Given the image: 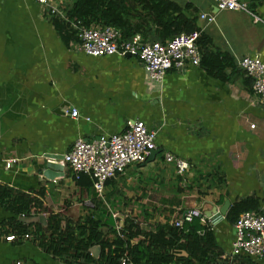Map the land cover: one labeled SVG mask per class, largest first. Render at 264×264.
Returning a JSON list of instances; mask_svg holds the SVG:
<instances>
[{"label": "crops", "instance_id": "1", "mask_svg": "<svg viewBox=\"0 0 264 264\" xmlns=\"http://www.w3.org/2000/svg\"><path fill=\"white\" fill-rule=\"evenodd\" d=\"M177 1L197 13L200 32L208 35L212 48L233 58L237 66L226 70V80L200 65L170 71L162 85H156L137 58L87 56L77 49L78 35L72 29L74 37L67 44L54 20L45 18L33 0H0L1 185L22 192L44 190L50 213L75 221L99 218L107 227L112 216L116 228L123 223L117 213L126 209L120 206V194L129 188L130 198L139 195L143 200L139 207L129 205L128 212L142 208L146 218L125 217L147 232L172 224L185 211H219L226 201L232 205L238 198H260L264 213V101L254 96L238 64L252 55L264 62V0H242L250 13L220 11L212 0ZM65 2L70 5L71 0ZM202 15L215 20H203ZM73 109L79 111L78 118L69 114ZM136 121L157 130L159 153L110 179L103 198L95 188H81L69 167L53 181L43 175L46 155L65 156L79 138L121 133ZM166 153L186 160L189 170L177 174L165 161ZM9 161L14 162L8 169ZM41 215L46 221L39 222L46 224L49 213ZM13 217L0 206V264H88L56 258L35 236L23 239L25 233L18 241H7L14 235ZM38 217L16 220L30 224ZM226 217L217 224L200 221L212 233L217 255L213 264H229L235 228ZM91 253L98 259L100 247ZM237 262L264 264V258Z\"/></svg>", "mask_w": 264, "mask_h": 264}, {"label": "trees", "instance_id": "2", "mask_svg": "<svg viewBox=\"0 0 264 264\" xmlns=\"http://www.w3.org/2000/svg\"><path fill=\"white\" fill-rule=\"evenodd\" d=\"M190 8L189 4L177 0H71L68 18L80 20L86 26L115 27L121 31L122 40L141 34L145 41L156 35L166 42L182 33L200 31L197 13ZM53 24L69 44L74 37L69 24L56 19ZM198 44L202 52L201 65L209 75L226 80V70L237 66L231 55L212 48L211 39L204 32ZM78 185L93 189L94 181L83 174ZM44 198V190L22 192L0 184V206L14 215L10 219L14 235L35 236L43 250L56 258L88 264H120L125 256L137 264H213L217 259L213 253L212 233L208 226L200 224V219L182 228L166 223L157 226L154 232H147L138 221L126 218L117 229L112 216L111 226L107 227L99 218L75 221L50 213ZM248 211L260 212L261 199L255 196L236 199L227 213V221L234 225ZM47 213L46 224L39 221L23 224L16 220L19 216L37 218ZM200 231L204 232L203 236L199 235ZM97 246L101 256L95 259L91 250ZM183 253L188 256H181Z\"/></svg>", "mask_w": 264, "mask_h": 264}, {"label": "built area", "instance_id": "3", "mask_svg": "<svg viewBox=\"0 0 264 264\" xmlns=\"http://www.w3.org/2000/svg\"><path fill=\"white\" fill-rule=\"evenodd\" d=\"M42 8L43 16L48 20H59L69 24L70 29L78 35V50L87 56L102 58L119 55L137 58L145 65L148 78L156 85H162L170 71H184L189 66H200L202 52L198 41L201 32L182 33L166 42L158 39L145 41L141 34L122 40L121 31L112 26H86L80 20L68 18L69 5L65 0H33ZM220 11H243L250 13L248 4L242 0H212ZM203 20L213 22L209 15H202ZM258 20V19H256ZM240 68L252 82L254 96L264 101V62L258 55L245 56L239 60ZM71 117L78 118L79 111L69 112ZM256 125H251L255 129ZM158 132L149 128L145 122L129 123L125 131L102 136L99 139H77L62 164L69 167L75 179L88 175L94 181V188L102 197L107 181L121 175L134 164L147 162L153 150L157 149ZM165 161L173 164L177 174L183 175L190 165L184 159L172 153L165 154ZM14 161L6 163L9 169ZM195 219L206 221L200 209L185 211L181 218L172 224L178 228ZM121 227H117L120 229ZM235 236L229 257V264L241 259L264 258V213L248 211L243 213L234 224ZM30 234H23L29 239ZM17 235L6 237L7 241H18ZM17 264H22L18 262ZM120 264H137L129 256L120 260ZM238 264V262H237Z\"/></svg>", "mask_w": 264, "mask_h": 264}, {"label": "water", "instance_id": "4", "mask_svg": "<svg viewBox=\"0 0 264 264\" xmlns=\"http://www.w3.org/2000/svg\"><path fill=\"white\" fill-rule=\"evenodd\" d=\"M0 137H1V129H0ZM158 153L159 152L157 150H153L150 154L151 160ZM45 159L47 161H44L42 163L43 167L41 170H42L43 175L47 179L53 181L56 178L64 175L65 166L62 164V161L64 160L63 155H46ZM230 207H231L230 201H226L223 207L219 211L218 210L209 211L208 213L205 214V216L207 219H209L213 223H216V224L220 223L222 220L225 219ZM38 221L45 223L46 221L45 216L44 215L39 216Z\"/></svg>", "mask_w": 264, "mask_h": 264}, {"label": "rangeland", "instance_id": "5", "mask_svg": "<svg viewBox=\"0 0 264 264\" xmlns=\"http://www.w3.org/2000/svg\"><path fill=\"white\" fill-rule=\"evenodd\" d=\"M131 58H133V57H131ZM130 190H132V189H127V190H124L121 194H120V206H121V204H122V206L124 205V207H126V209H124V211L123 212H118L117 214H119L121 217H120V219H119V221H124L125 219H126V215H132V214H135L134 216H133V218H136V219H138V221H143V220H145V218H146V216L144 215V212L142 211V208H140L139 209V211L137 212V213H134V212H128L131 208H128L129 207V205H138L137 207H139V206H141L142 205V200H143V198L142 197H140L139 195L138 196H132L131 198H130V196H128L129 194H127V191H130ZM106 191V190H105ZM130 193V192H129ZM104 197V196H103ZM102 197V198H103ZM129 197V198H128ZM154 198V200H156V199H158L157 197H153ZM156 198V199H155ZM124 204H123V203ZM107 203H109L108 201H107ZM135 203V204H134ZM109 204H111V203H109ZM148 205H150V203H148ZM126 210V211H125ZM119 218V217H118Z\"/></svg>", "mask_w": 264, "mask_h": 264}]
</instances>
